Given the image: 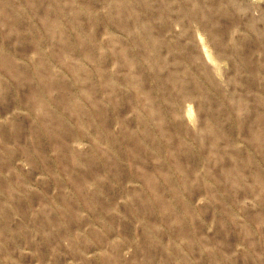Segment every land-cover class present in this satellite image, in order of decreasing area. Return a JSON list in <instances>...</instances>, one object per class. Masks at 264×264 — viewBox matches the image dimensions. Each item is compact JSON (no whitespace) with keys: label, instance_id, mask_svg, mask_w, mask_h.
Segmentation results:
<instances>
[{"label":"rangeland","instance_id":"1","mask_svg":"<svg viewBox=\"0 0 264 264\" xmlns=\"http://www.w3.org/2000/svg\"><path fill=\"white\" fill-rule=\"evenodd\" d=\"M0 264H264V0H0Z\"/></svg>","mask_w":264,"mask_h":264}]
</instances>
